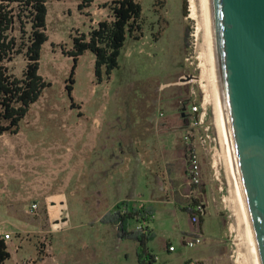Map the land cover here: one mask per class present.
Returning a JSON list of instances; mask_svg holds the SVG:
<instances>
[{"label":"crops","instance_id":"crops-1","mask_svg":"<svg viewBox=\"0 0 264 264\" xmlns=\"http://www.w3.org/2000/svg\"><path fill=\"white\" fill-rule=\"evenodd\" d=\"M101 20L103 19L98 23ZM83 57H87L89 63L87 73L82 71L89 80V91H85L84 98L93 104L83 106V109L86 108L84 120L76 124V133H70L68 137L67 146L71 148L67 147V152L60 157L65 173L60 174L63 169L52 170V158L40 163L39 175L45 177L42 179L43 183L48 175L54 176L55 182L62 177L60 184L54 186L52 183L50 187L45 184L36 191L44 196V200L45 196L48 199H58V210H55V216L48 218L43 209L40 213L33 212V216L26 203V200L33 198H25L19 188L15 193L12 192L15 195L13 201L19 204L17 210H4V215L0 217L1 230L12 234V240L5 242L10 259L4 264H26L27 261H33V264H105V258L108 264H119V253H114L115 246L127 248L125 242L128 241L134 242L136 257L133 264H140L139 243L121 239L119 223L103 221L123 206L134 209L140 204H144L146 211L155 218L161 212L166 221H178L181 243L184 246L185 241L196 233L204 236L202 245L197 246L195 256L187 257L184 264H229L225 217L215 196V185L208 176L209 165L203 156L202 185L196 195L187 197L190 189L187 186L188 164L184 136L188 121L182 117V108L179 112L175 111L176 100L183 103V98L178 94L173 95L170 103L173 112L169 115L163 109L153 111L152 104H149L140 108L132 106L128 110L121 108L109 116V107H104L103 101L97 96L99 89L108 84L112 76L101 84L96 83L95 58L87 52L80 57L79 62ZM79 67L77 66L78 69ZM157 99V103H164L162 98ZM178 114L181 119L177 117ZM178 133L180 138L176 136ZM74 161L77 164L72 168ZM45 170H51V174L43 173ZM213 198L217 202H213ZM69 199L76 201V210H81L88 216L84 226H90L91 229L96 226L94 239L82 238L81 235L72 238L69 233L61 234L71 227ZM200 200L207 202L206 213L199 224H193L189 207ZM31 202L40 201L35 198ZM47 222L53 224L49 231H45L49 227ZM132 223L135 220L129 218L128 231H131ZM151 230L153 231L152 228ZM46 233L49 235L45 236ZM57 236H60L59 239ZM151 236L145 249L152 256L158 257L156 264L160 260L168 264L170 259L167 258L173 256L177 248L164 235L158 239V244L155 243L154 233L151 232ZM45 238L48 242L47 252L41 244ZM76 243V249L69 250V245L74 246ZM169 246H174L175 251L170 252ZM122 259L124 264H130L128 252H124Z\"/></svg>","mask_w":264,"mask_h":264},{"label":"rangeland","instance_id":"rangeland-1","mask_svg":"<svg viewBox=\"0 0 264 264\" xmlns=\"http://www.w3.org/2000/svg\"><path fill=\"white\" fill-rule=\"evenodd\" d=\"M46 1L49 41L42 50L40 74L52 86L47 88L40 100L31 107L28 116L20 124V130L17 134L0 136V217L4 215V210L5 212L8 210L15 212L17 210L19 204L13 201L15 195L13 196L12 193H15L17 188L22 191L25 198L32 197V200L36 198L40 201L38 202V213L43 209L47 218L55 216V210H58V199H48L45 196L44 200L42 198L44 196L40 193L37 194L36 191L40 189L39 186L45 184L49 187L52 183L54 186L60 184L62 177L55 182L54 176L48 175L46 182L43 183L44 180L42 179L45 177L39 175L41 173L40 163L43 160L52 158V170L63 169L60 174L65 173L64 163L60 157L67 152V147L71 148V146H67L68 137L72 133H76V130H74L76 124L84 120L83 113H86L84 112L86 108L83 109V106L93 104V102L89 103L84 98L85 91H89V80L82 71L87 73L89 63L87 57H83L74 76L76 83L72 95L74 105L77 108H72L66 86L73 63L71 58L64 54V51L71 49V37L89 31L91 27L97 25L100 19L108 17V11L100 8V6L112 0H96L83 13L78 10V0ZM136 1L142 5L143 9V39L138 42H130L123 49L119 59V68L113 72L108 84L103 85L98 91L97 97L101 98L103 106L109 107V116H112L116 110L121 108L128 110L132 106L140 108L149 104H152L153 111L159 112L163 109L169 115L173 112L170 103L174 94L181 96L184 101L192 98L193 102L202 103L206 98L203 86L207 83L203 80V67L200 60L202 53L200 48H203L204 45V37H202L204 32L198 28H201L199 25L200 19L195 20L192 17L191 0H187V16H184L183 13L184 0ZM199 1L195 0V4L199 8V11L198 9L197 11L200 17L201 4ZM134 49H136L135 52ZM139 49H143V52L140 53ZM130 52L133 53L131 56H129ZM25 65L24 57H17L11 64L13 73L21 76ZM158 97L164 100L162 105L157 103ZM175 103V111L179 112V109L182 108V102L178 103L176 100ZM207 114L208 122L212 127H215V123L218 125V117L212 104L208 105ZM177 117L181 119L179 114ZM188 118L189 109H187L184 119L188 121ZM218 128L220 130L219 125ZM179 133L176 135L178 138H180ZM76 137H79V135ZM206 163L208 164L207 160ZM76 164L77 162L74 161L72 168L76 167ZM205 168L207 171V166ZM208 172L209 179H212L210 167ZM43 173L51 174V170L49 172L45 170ZM227 179L230 185L231 208L234 212L236 205L232 196L233 187L230 179ZM211 183L215 185V196L218 200L222 194L219 192L218 183L213 181ZM226 195L228 194L226 193ZM32 200H26V203L28 204L29 213L34 216L35 213L31 210ZM69 201V211L72 216L71 227L61 232V234L69 233L72 238L81 235L82 238L90 237L94 239L96 226L94 229H91L90 226H84L88 216L86 217L81 210H76L77 204L74 199H69ZM222 211L226 224L225 242L228 246L226 248L228 263L240 264L237 257L239 251L236 246L237 235L229 231L230 225L232 223L236 224L235 215L232 217L227 210L223 209ZM229 216L231 217L229 218ZM177 222L175 219L166 221L164 213L160 212L151 225L152 233L156 238L155 243L158 244V239L164 235L177 248V252L167 258L170 259L168 264H184L187 257L195 256L199 247L186 248L181 243L182 235L178 229L180 225ZM48 225L49 227L45 231H49L50 226H53V224L47 222ZM131 226L130 230L135 231L136 223H132ZM7 233L3 230L0 235ZM60 236H57V239ZM125 243H127V248L125 246L122 248L121 245L115 246L114 253H119V264H124L122 255L124 256V252H128L130 254L129 263L133 264L136 257H134V242L128 241ZM76 247L77 243L74 246L69 245V250H75ZM106 260L107 258L104 260L105 264H108ZM159 264H164V261L160 260Z\"/></svg>","mask_w":264,"mask_h":264},{"label":"trees","instance_id":"trees-1","mask_svg":"<svg viewBox=\"0 0 264 264\" xmlns=\"http://www.w3.org/2000/svg\"><path fill=\"white\" fill-rule=\"evenodd\" d=\"M78 10L84 12L96 0H78ZM108 11V17L89 31L71 37V49L64 54L71 58L73 66L66 86L73 109L75 71L80 57L90 52L95 58V79L98 84L109 80L119 68L123 49L130 42H138L144 36L142 5L136 0H112L100 6ZM184 16H187V0H184ZM48 7L46 0H0V136L17 134L20 124L28 116L31 107L52 84L40 74V61L47 35ZM19 56L26 61L21 76L13 73L11 64ZM190 98L183 101L189 109ZM148 214H151L147 212ZM133 214L115 213L105 217V223H119V237L139 243L140 264L151 261L152 255L145 245L152 236L127 230V220ZM10 259L4 239L0 236V264Z\"/></svg>","mask_w":264,"mask_h":264},{"label":"water","instance_id":"water-1","mask_svg":"<svg viewBox=\"0 0 264 264\" xmlns=\"http://www.w3.org/2000/svg\"><path fill=\"white\" fill-rule=\"evenodd\" d=\"M210 3L226 145L253 261L264 264V0Z\"/></svg>","mask_w":264,"mask_h":264},{"label":"built area","instance_id":"built-area-1","mask_svg":"<svg viewBox=\"0 0 264 264\" xmlns=\"http://www.w3.org/2000/svg\"><path fill=\"white\" fill-rule=\"evenodd\" d=\"M130 51V50H129ZM128 51V52H129ZM136 49H134V52ZM139 52H143V49H139ZM133 53L130 52L129 56ZM194 100L190 99L189 105V118L188 126L185 130L184 142L187 149V164H188V181L187 186L190 189V193L187 197H191L198 193V189L202 185V169H201V158L202 156L208 161V165L212 172V181L218 183L219 192L222 193L218 199V203L222 210H227L231 216H234V212L231 208L230 203V185L227 179L226 165L224 162L223 156V135L221 134L217 124L215 127L208 122V105H205V100L202 103L193 102ZM183 105V103H181ZM210 105V104H209ZM228 195H226V193ZM213 202H217L213 198ZM207 202L204 200L198 201L192 207H189L191 211V222L193 224H199L200 219L206 213ZM39 208V203H33L31 205L32 212L37 211ZM120 215L133 214V219L135 220L136 227L135 231L141 233L145 236L151 235V223L154 220L153 214H148L145 205L140 204L138 208L130 209L127 206L121 207L118 212ZM229 216V218L231 217ZM235 220V218H234ZM236 223V221H235ZM232 223L230 225V233H235L232 231ZM203 235L201 233H196L191 238L185 241V246L188 248H196L197 246L203 243ZM2 238L5 242L12 240V234L7 233L2 235ZM41 244L44 248V251L47 252L48 242L47 239H42ZM168 250L170 252L175 251L174 246H169ZM151 261L146 260V264H156L158 257H150ZM33 261H27L26 264H33ZM192 264H196L193 262Z\"/></svg>","mask_w":264,"mask_h":264},{"label":"bare ground","instance_id":"bare-ground-1","mask_svg":"<svg viewBox=\"0 0 264 264\" xmlns=\"http://www.w3.org/2000/svg\"><path fill=\"white\" fill-rule=\"evenodd\" d=\"M199 2L201 4L200 17L198 16L199 8L196 7L195 0H191V10H192L193 19L195 20L197 18L200 19L199 21L200 24L199 23L198 24L201 26V28L198 27L199 30L201 29L204 32V34L202 33L204 35L202 36L204 37L203 39L204 45L202 46L203 48H200V50L202 49L200 60L203 67V80L207 82L203 86L206 92V98L204 99L205 105L212 104L214 106V109L218 117L217 123L220 127V132L223 135V148H224L223 156L226 165V173L228 176L227 178L230 179L231 182L230 181L229 182L232 184L233 187L232 196L235 199V205H236L234 209L236 224H233L231 227H232V231L236 232L237 235L236 246L239 250L237 253L238 255L237 257L239 258L238 262H240V264H254L251 248L248 240V235L245 227V222L242 214V209L239 201V196L236 188V183L233 175V170L230 162V157L226 145L216 47H215V39L213 33L211 3L210 0H200Z\"/></svg>","mask_w":264,"mask_h":264}]
</instances>
